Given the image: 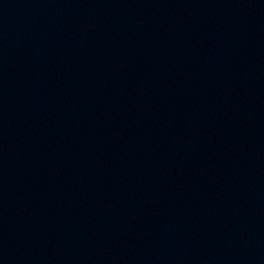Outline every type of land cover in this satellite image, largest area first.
<instances>
[{"label": "water", "instance_id": "water-1", "mask_svg": "<svg viewBox=\"0 0 264 264\" xmlns=\"http://www.w3.org/2000/svg\"><path fill=\"white\" fill-rule=\"evenodd\" d=\"M0 264H264V0H0Z\"/></svg>", "mask_w": 264, "mask_h": 264}]
</instances>
